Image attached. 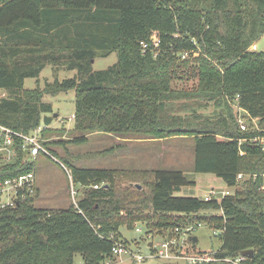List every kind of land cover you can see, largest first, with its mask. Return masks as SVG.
Here are the masks:
<instances>
[{
  "label": "trees",
  "instance_id": "16d2710c",
  "mask_svg": "<svg viewBox=\"0 0 264 264\" xmlns=\"http://www.w3.org/2000/svg\"><path fill=\"white\" fill-rule=\"evenodd\" d=\"M263 34L264 0H0V125L30 135L53 112L43 97L75 89L74 130L85 135L70 142L96 132L191 137L194 171L215 174L232 189L206 200L176 194L197 182L183 170L74 166L82 190L69 208L38 207L28 191L0 205V264H75L76 253L85 264H107L116 241L129 244L121 225L151 221L171 230L168 237L187 224L220 231L222 246L211 252L221 260L210 264H232L224 258L248 249L245 264H264V142L253 140L264 138V51L251 49ZM112 52L114 65L93 70L92 59ZM48 64L77 69L79 77L26 89V78ZM181 74L195 84L176 87ZM211 102L218 111L201 113ZM235 104L258 117L259 128L241 129ZM14 138L16 158L0 161V184L33 171L22 161L23 140ZM119 172L140 176L146 188L133 180L120 185ZM240 173L246 176L238 179ZM194 237L187 252L203 254Z\"/></svg>",
  "mask_w": 264,
  "mask_h": 264
},
{
  "label": "rangeland",
  "instance_id": "374dc122",
  "mask_svg": "<svg viewBox=\"0 0 264 264\" xmlns=\"http://www.w3.org/2000/svg\"><path fill=\"white\" fill-rule=\"evenodd\" d=\"M256 50L264 51V34L256 41ZM251 49H254L251 46ZM118 61L117 52H112L107 56H96L92 59L93 70L107 69ZM79 71L63 66L46 65L39 77H29L25 80L26 89L44 88L46 83L54 82L56 79L62 81L68 78H78ZM180 79H176L174 85L180 88L182 86H192L196 82L195 77L181 74ZM5 93L0 90V97ZM45 102H49L53 106V112L48 114L54 117L49 125L50 131L40 135L38 140L44 150L38 152L37 155L32 154L27 148L23 137V145L28 149L23 162H32L33 171L35 173L36 191L32 193L35 196V204L38 207L51 209H67L72 203H76L81 196L82 186L73 176L74 166L93 167V168H118L137 169L140 168H167L183 170L189 178H195V185H186L176 194L179 196H198L204 198L211 188L224 189L227 188L224 181L220 178L212 176L210 173H198L194 171V140L191 137L166 138L162 141H137L134 139H123L119 136L96 132L87 134V140L82 143L70 142L73 137L84 136L85 133L74 130V113L76 108V91L70 89L61 91L57 95L46 94L43 97ZM212 104V105H210ZM208 108H201V113L212 115L214 111H218L213 103H209ZM205 108V107H204ZM239 120V114H238ZM43 126L46 127L43 123ZM64 140L65 145L59 144L58 141ZM49 144L43 146V142ZM15 145V138L14 143ZM12 145V146H13ZM4 146L3 140L0 139V148ZM66 147V148H65ZM12 148V147H11ZM113 148L112 150H109ZM65 149L69 152L66 153ZM16 158V151L3 149L0 151L1 163L13 162ZM69 159V161H68ZM118 183L126 185L133 180V185L146 188L140 176L130 177L127 173L118 174ZM149 178V177H148ZM138 181V182H134ZM75 193H72V190ZM231 189V188H227ZM12 195V193H11ZM2 202H8L10 197L5 191L1 194ZM220 214V211H216ZM176 220V218H175ZM157 222L151 221L150 224L136 222L134 228H128L126 225L119 227V233L123 239L129 241V247L134 253H140L146 256L143 262H138L130 254L123 253L109 258L110 264H191L188 260L167 259L156 256V250L162 248L161 244L168 237L169 231L166 228L160 229ZM181 223V221H175ZM179 225V224H178ZM181 225V224H180ZM188 225L177 226L172 231L174 235L180 238L178 246L173 247V252L183 255L196 254L189 253L188 248L191 247V238L188 237L189 232L185 233ZM195 225V224H194ZM140 229V230H139ZM181 232L178 234V232ZM198 238V248L204 251H215L222 246V237L220 231L212 230L210 227L200 226L192 232ZM182 240V242H181ZM184 240V241H183ZM151 256V257H150ZM75 264H85L83 256L80 253L75 254Z\"/></svg>",
  "mask_w": 264,
  "mask_h": 264
},
{
  "label": "built area",
  "instance_id": "2783aa9c",
  "mask_svg": "<svg viewBox=\"0 0 264 264\" xmlns=\"http://www.w3.org/2000/svg\"><path fill=\"white\" fill-rule=\"evenodd\" d=\"M153 44V47L157 48L161 42L159 34L157 32H153V34L151 35V40H150ZM151 42L147 41L143 43V50H147L148 48H150L151 46ZM187 52H185V55H183L184 57L187 56ZM238 98V96L236 97V99ZM237 110H238V114H239V124L241 129L243 130H248L249 128L253 127V128H259V124H258V117H254L252 116L248 110H246L245 108L235 104ZM74 118V116H73ZM44 126H40L39 128H37L33 133H31L30 135H23L22 133H17L12 131L11 129L0 125V139L3 140L4 146L0 148V151L3 149H7L9 151L12 150V148H14V136L17 135L18 137H23L24 138V142L27 146V148L29 149V151H32V154L37 155L38 152L44 150V148L42 147V145L39 144L38 140H41V132H42V128ZM40 134V135H39ZM254 141H262L264 142V138L263 137H257L253 139ZM13 145V146H12ZM12 147V148H11ZM241 153H243V151H241ZM246 175L244 173H240L238 174V179H241L243 177H245ZM105 183L102 182L101 184H95L94 187L95 188H99L101 186H103ZM262 189L264 190V185L262 186ZM8 193L10 199L8 202H2V198H1V194L3 192ZM21 191H28L30 193H34L36 191V183H35V173L34 172H28L26 174H22L19 175L17 177L14 178H8L6 179L3 183L0 184V205L4 206L6 204H13V202H15V200L18 198V195ZM12 193V195H11ZM72 193H75V190L73 188ZM232 193V189H215V188H211L207 194L205 195L204 199L206 200H211L213 198H218V199H223L226 195H229ZM200 226H204L203 223H199L198 225H188L185 228V233H188L190 235H188V237H192L193 234H191L192 232H194L197 227ZM140 230V229H139ZM179 228H176V231H178ZM181 233L180 231L178 232V234ZM180 241V238L176 235H173L171 237H167L163 240L161 246L162 248H160L159 250L157 249L155 252V255L157 256H161L167 259H186L188 260L189 263L191 264H210L213 261H218L221 260L220 258H217L214 255V252H204L203 254H188V255H183L181 256V254L179 253H175L173 252V247L176 248V246H178ZM184 241V240H183ZM182 242V240H181ZM113 253L115 255H120L123 253H127L130 254V256L134 257V259H136V261L138 262H143L146 259V256L140 254V253H134L131 248L129 247V245H125L122 241H116L113 249H112ZM151 257V256H150ZM247 255L246 254H241L237 257H228V258H224L225 261H228L232 264H245V261L247 260ZM107 264H110L109 262H107Z\"/></svg>",
  "mask_w": 264,
  "mask_h": 264
},
{
  "label": "water",
  "instance_id": "95a60500",
  "mask_svg": "<svg viewBox=\"0 0 264 264\" xmlns=\"http://www.w3.org/2000/svg\"><path fill=\"white\" fill-rule=\"evenodd\" d=\"M58 115H59L58 113H54L53 116L45 115V116H44V120H43L44 125H45L46 127L49 126V125L51 124V121L53 120V118H54V117H57ZM138 186H139V184H138ZM140 186H141V185H140ZM140 186H139V187H140ZM194 240H195V241H198V238L195 236V237H194ZM244 253L247 254V255H252V254H253V249H248V250L244 251Z\"/></svg>",
  "mask_w": 264,
  "mask_h": 264
},
{
  "label": "crops",
  "instance_id": "0c3cea01",
  "mask_svg": "<svg viewBox=\"0 0 264 264\" xmlns=\"http://www.w3.org/2000/svg\"><path fill=\"white\" fill-rule=\"evenodd\" d=\"M252 47L254 49H256V47H257L256 42L252 45ZM134 140H137V141L142 142V141H149V140H152V141H162V140H165V139H160V140H157V139H134ZM210 174H212V173H210ZM212 176L218 178L215 174H212Z\"/></svg>",
  "mask_w": 264,
  "mask_h": 264
},
{
  "label": "bare ground",
  "instance_id": "6f19581e",
  "mask_svg": "<svg viewBox=\"0 0 264 264\" xmlns=\"http://www.w3.org/2000/svg\"><path fill=\"white\" fill-rule=\"evenodd\" d=\"M227 187V186H226ZM229 187V186H228Z\"/></svg>",
  "mask_w": 264,
  "mask_h": 264
}]
</instances>
